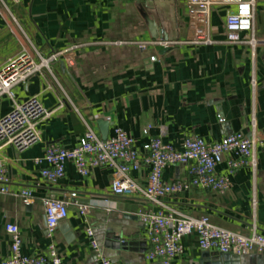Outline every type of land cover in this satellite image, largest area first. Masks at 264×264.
Segmentation results:
<instances>
[{
    "label": "crops",
    "instance_id": "obj_1",
    "mask_svg": "<svg viewBox=\"0 0 264 264\" xmlns=\"http://www.w3.org/2000/svg\"><path fill=\"white\" fill-rule=\"evenodd\" d=\"M228 8H212L206 27L212 43L181 42L164 51L153 41L195 35L185 0H0V66L24 49L42 56L66 50L73 61L59 58L14 88L16 100L37 96L51 113L37 122L39 142L23 151L11 144L1 149L11 192L0 193V261L10 252L6 224L12 222L19 226L25 254L54 244L63 264H98L87 234L91 227L113 264H160L145 258L149 242L138 216L156 206L140 194L111 193L112 169L96 167L82 176L69 161L65 176L49 184L41 175L45 164L35 162L50 143L77 144L88 126L103 138L99 119L109 124L108 136L121 127L139 146L162 130L164 141L177 149L190 134L210 142L240 131L254 137L257 167L238 168L229 190L194 187L163 201L190 216L208 215L233 232L249 235L254 227L264 232V0H256L255 48L226 41ZM10 110L9 99L1 97L0 116ZM226 168L224 160L218 170ZM148 172L143 167L130 175L144 185ZM187 177L182 164L163 174L168 182ZM23 189L33 192L29 202L20 195ZM45 197L70 202L68 217L51 234ZM79 205L89 206V213L81 214ZM183 244L184 252L169 264H213L204 253H220L201 249L194 233ZM223 257L224 264H264V252Z\"/></svg>",
    "mask_w": 264,
    "mask_h": 264
},
{
    "label": "built area",
    "instance_id": "obj_2",
    "mask_svg": "<svg viewBox=\"0 0 264 264\" xmlns=\"http://www.w3.org/2000/svg\"><path fill=\"white\" fill-rule=\"evenodd\" d=\"M3 1V0H2ZM189 8L190 27L196 30L191 39L183 41L156 40L164 47L175 43L210 44L208 26L212 8L226 5L229 8L225 15V39L232 44H247L255 48L259 38L255 31L256 0H185ZM117 41L116 44H123ZM145 46V42L140 44ZM63 58L67 64L73 61L66 50L53 52L47 56L32 54L24 49L0 66V98L6 96L11 103V110L0 116V193L11 192L10 178L7 174L5 158L1 149L7 144L23 151L40 141L37 122L48 116L40 99L35 96L24 102L15 98L14 88L25 83L28 78L50 68V64ZM255 85V80H253ZM151 125L146 126L148 133ZM165 131L151 137L139 146L136 140L123 128L116 127L112 136L101 138L90 126L80 137L79 142L69 146L61 143H50L44 154L35 158L41 168L42 178L49 184H57L66 174V165L72 161L82 176H88L96 167L112 169L111 193L115 195L140 194L156 208L140 210L139 218L145 224L149 248L145 253L148 261L159 260L165 263L184 252L183 238L196 234L198 245L203 250H217L222 254L242 255L251 251L264 252V232L257 227L251 234H241L215 225L208 215L190 216L179 211L163 199L170 195L182 193L198 187L214 191H227L231 188L230 176L240 167H257L255 153L256 139L245 132H235L216 141H208L198 134L186 137L181 149L164 141ZM226 160L225 172L218 166ZM187 165L188 177L168 182L163 179L165 169L170 165ZM143 167L149 169L146 183H137L130 175ZM20 195L25 202L33 196L30 189H23ZM76 193H71V197ZM69 200L56 197L43 199L44 216L49 233H53L58 224L69 214ZM79 212L86 215L90 207L78 206ZM10 236V252L2 258L0 264H63L62 258L54 244L38 254H25L22 251V236L16 223L6 224ZM92 237L91 245L98 264H113L100 251L93 237V229L87 228Z\"/></svg>",
    "mask_w": 264,
    "mask_h": 264
},
{
    "label": "water",
    "instance_id": "obj_3",
    "mask_svg": "<svg viewBox=\"0 0 264 264\" xmlns=\"http://www.w3.org/2000/svg\"><path fill=\"white\" fill-rule=\"evenodd\" d=\"M170 48V46L164 48V51L168 50ZM98 123L100 124L101 126V131H102V134H103V139H107L108 138V127H109V124L107 123V121L103 120V119H99L98 120ZM224 254L222 253H211L210 251L208 252H205L204 253V257L205 258H208L210 257L213 261V264H224V257H223ZM94 258L96 259V256H94ZM160 264H169V263H165L163 261H160L159 262Z\"/></svg>",
    "mask_w": 264,
    "mask_h": 264
}]
</instances>
